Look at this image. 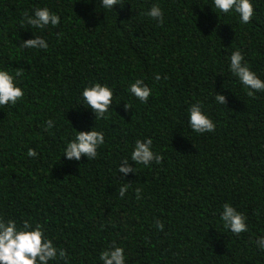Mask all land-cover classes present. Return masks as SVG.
I'll return each mask as SVG.
<instances>
[{"label": "trees", "instance_id": "trees-1", "mask_svg": "<svg viewBox=\"0 0 264 264\" xmlns=\"http://www.w3.org/2000/svg\"><path fill=\"white\" fill-rule=\"evenodd\" d=\"M155 3L162 24L144 15ZM210 3L119 0L104 14L99 0H0V67L25 69L23 99L0 106V217L41 224L68 264H102L109 246L123 247L127 264H264L256 245L264 236V91L249 96L227 70L239 49L264 79V0H254L247 25L217 16ZM44 6L61 24L42 31L26 17ZM34 35L49 48L20 47ZM136 79L152 88L146 104L127 92ZM97 82L114 92L96 122L105 143L96 159L69 161L62 150L74 127L91 130L95 121L80 94ZM215 91L226 105L215 103ZM194 102L214 132L189 129ZM145 137L163 160L119 173ZM224 203L247 217V232L224 228Z\"/></svg>", "mask_w": 264, "mask_h": 264}, {"label": "clouds", "instance_id": "clouds-1", "mask_svg": "<svg viewBox=\"0 0 264 264\" xmlns=\"http://www.w3.org/2000/svg\"><path fill=\"white\" fill-rule=\"evenodd\" d=\"M119 0H99V5L104 9L103 13L115 10ZM212 10L220 15L235 14L240 25H247L255 15L254 0H211L208 4ZM144 15L157 23L164 22L165 12L159 3H155ZM26 21L34 29L44 30L49 26L57 27L61 24V16L49 7H38ZM35 36V35H34ZM21 48L47 50L48 41L42 36L24 40ZM227 70L235 77L249 96L264 91V79L252 70L245 60L243 53L237 49L228 58ZM25 69H17L15 73L4 67H0V106H15L25 95L21 86ZM155 79L159 81L160 75ZM130 96L141 103H147L152 95L150 88L142 79L131 82L127 88ZM114 92L106 84L94 83L85 87L80 94V106L90 110L95 117L91 130H77L63 147V156L69 161L79 162L86 157L88 161L94 160L99 155V149L105 143V134L98 130L96 122L104 119L113 104ZM213 99L218 105H226V97L215 91ZM126 108L129 106L126 104ZM187 123L189 129L198 135L214 132L216 124L200 102H194L187 110ZM54 126L49 120L47 127ZM27 155H37L34 149H29ZM163 160L162 155L153 148V140L145 137L137 139L132 147L130 159L125 157L119 164V173L134 172L136 165L151 166L153 162L159 164ZM128 191L124 185L119 189L123 197ZM220 220L225 229L234 235H240L248 231L247 217L239 212L231 203H224L220 210ZM156 227L163 230L164 225L157 221ZM258 249L264 250V236L256 240ZM68 253L64 248L57 247L53 240L47 236L44 227L28 221L22 224L15 219L0 217V264H68ZM102 264H127L125 249L120 246H109L99 255Z\"/></svg>", "mask_w": 264, "mask_h": 264}]
</instances>
